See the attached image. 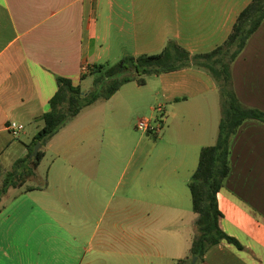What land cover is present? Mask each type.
Returning a JSON list of instances; mask_svg holds the SVG:
<instances>
[{
	"label": "crops",
	"instance_id": "obj_1",
	"mask_svg": "<svg viewBox=\"0 0 264 264\" xmlns=\"http://www.w3.org/2000/svg\"><path fill=\"white\" fill-rule=\"evenodd\" d=\"M250 1L0 0V167L28 154L58 76L90 85L95 63L155 54L170 40L192 54L209 52ZM231 73L239 101L264 111V21ZM149 84L156 100L149 106L163 119L153 161L159 168H145L148 156L133 157L116 175L102 154L104 102ZM220 101L213 75L191 66L149 76L144 85L127 82L110 99L83 108L43 147L31 178L39 188L11 187L1 198L0 264H175L186 256L195 214L185 211V186L200 149L215 144ZM10 120L24 123L26 135L30 123L35 131L15 143ZM230 148L220 224L242 246L222 241L195 264H264V122L244 121Z\"/></svg>",
	"mask_w": 264,
	"mask_h": 264
},
{
	"label": "trees",
	"instance_id": "obj_2",
	"mask_svg": "<svg viewBox=\"0 0 264 264\" xmlns=\"http://www.w3.org/2000/svg\"><path fill=\"white\" fill-rule=\"evenodd\" d=\"M264 21V0H251L238 14L232 30L223 43L206 53L192 54L176 40H170L155 54L126 55L115 63H95L89 69L94 81L88 91L73 84L68 77H57V90L49 100V108L36 118L42 127L28 144L29 151L14 161L11 168L0 167V202L9 188L33 190L29 180L46 152L44 146L63 126L74 119L83 108L99 99H110L125 83L136 81L144 85L147 77L185 67L198 66L207 69L217 81L222 106L217 141L200 149L198 165L188 187L191 192L195 234L189 253L175 264H195L204 259L207 250L222 241L241 247L240 242L221 227L222 211L218 194L231 172V137L248 119L264 122V111L242 104L233 88L231 66L241 54L249 38ZM155 135V134H154ZM157 136V135H155ZM41 142L38 153L31 157L36 142ZM46 186L45 184L42 186Z\"/></svg>",
	"mask_w": 264,
	"mask_h": 264
},
{
	"label": "rangeland",
	"instance_id": "obj_3",
	"mask_svg": "<svg viewBox=\"0 0 264 264\" xmlns=\"http://www.w3.org/2000/svg\"><path fill=\"white\" fill-rule=\"evenodd\" d=\"M92 81L90 85H82L83 91H88L92 86ZM150 85L142 86L140 91L137 94L134 92L130 96H125L124 93L118 94L110 100V102H104L106 105L111 104L115 108V112L109 114V109L106 110V115L104 116V145L102 149L103 157L106 162H110L108 166L113 168L116 175L121 174L125 167L126 163L130 158L133 157H145L148 156L147 164L145 165L146 169L159 168V164H154L153 161L156 157L160 156L161 144L160 137H156L152 133L142 131L137 128V122L140 118H149L152 119V124L159 118L161 115L156 109H151L150 104L155 103L156 100L151 96ZM156 104V103H155ZM218 119L215 125V140L217 141L219 133V122L222 117V106L221 101L218 105ZM35 131V124L30 123L27 126L28 135L24 131L15 138V143H21L23 140H27V137L33 134ZM109 159H112L109 161ZM49 161L45 160L44 163L40 166L39 171L43 172L48 166ZM33 182L32 179L29 180V183ZM186 191V203L185 211L192 209V198L191 192L188 186H185ZM188 225H185V230H187ZM194 229L195 226L193 225Z\"/></svg>",
	"mask_w": 264,
	"mask_h": 264
},
{
	"label": "built area",
	"instance_id": "obj_4",
	"mask_svg": "<svg viewBox=\"0 0 264 264\" xmlns=\"http://www.w3.org/2000/svg\"><path fill=\"white\" fill-rule=\"evenodd\" d=\"M84 69H86V67ZM6 127L13 136L18 137L25 130L26 125L16 120H10ZM137 128L159 136L163 128V119L159 118L152 124V119L140 118L137 122Z\"/></svg>",
	"mask_w": 264,
	"mask_h": 264
},
{
	"label": "water",
	"instance_id": "obj_5",
	"mask_svg": "<svg viewBox=\"0 0 264 264\" xmlns=\"http://www.w3.org/2000/svg\"><path fill=\"white\" fill-rule=\"evenodd\" d=\"M40 147H41V142L40 141L36 142L35 147H34V151L32 152L31 157L35 156L38 153ZM196 261H197V257L194 256L192 258V263H195Z\"/></svg>",
	"mask_w": 264,
	"mask_h": 264
}]
</instances>
